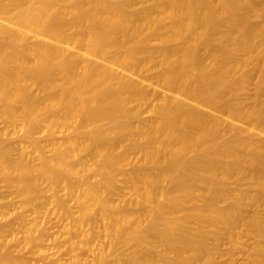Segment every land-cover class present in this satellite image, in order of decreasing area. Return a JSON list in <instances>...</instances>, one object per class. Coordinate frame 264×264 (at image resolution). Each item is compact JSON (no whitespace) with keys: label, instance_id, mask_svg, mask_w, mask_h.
<instances>
[{"label":"bare ground","instance_id":"obj_1","mask_svg":"<svg viewBox=\"0 0 264 264\" xmlns=\"http://www.w3.org/2000/svg\"><path fill=\"white\" fill-rule=\"evenodd\" d=\"M0 116L2 179L26 202L47 182L90 264H221L247 236L224 264H264V0H0Z\"/></svg>","mask_w":264,"mask_h":264},{"label":"rangeland","instance_id":"obj_2","mask_svg":"<svg viewBox=\"0 0 264 264\" xmlns=\"http://www.w3.org/2000/svg\"><path fill=\"white\" fill-rule=\"evenodd\" d=\"M255 20H256V18H254L253 21H255ZM256 21H258V19ZM112 52L113 51H111V53ZM203 55H204V53H203ZM135 76H137V75H134V77ZM138 77L140 79H142L144 77V74H141ZM156 88H157V93L160 96L167 94V92L163 91V89H161L159 87H156ZM146 116L148 117L147 112L143 113V115L140 117L146 118ZM39 129L40 130L37 134H35V137L41 143H45L47 141V135L42 132L41 128H39ZM65 132H66V134L68 133L67 131H64L62 133L60 132L61 135H60V133H57L55 136H57V137L59 135H60V137L66 136ZM18 134H19V128L16 125H10L8 122H6L0 116V142H2L4 144H7V143L12 144V150L10 151V154L13 158L18 157L16 155H19V151L21 150V146H22L20 141H19ZM45 136H46V138H45ZM45 150H46V152H45L46 155H50L48 148H46ZM34 155L35 154H32V157L30 156V158H32L31 162L34 165L38 166V164L40 163V159L37 155H35V156ZM36 157H38L39 160H37ZM89 158H90L89 155H85V157H84V159H86V160ZM33 160H35V162ZM36 162H38V163L36 164ZM124 168L125 169L129 168V166L124 167ZM1 176H0V244H1L0 246H2V247L4 245L6 246L7 245L6 239L10 238V240L9 239L7 240V243L9 241L10 242L9 246H11V247H9V246L8 247L4 246L3 248L0 247V250H3V252H1L0 254H4L8 250L11 253V254L10 253L9 254L14 259L16 258V260H20V259L26 260V262L28 261V263H30V264H37L38 263L39 257H37V255L34 254V251L36 249L42 250L44 253L45 259L43 260L44 261L43 264H71V263L72 264H82V263L90 264V263H92L93 260H95V257L98 255L97 252H99V250H98L99 245L97 242L98 240H93V242L95 241L94 243L91 241L92 243H90V245L79 244V246H80V247H78L79 252H77L78 250H71L72 243H74V242L78 243L79 242V240H80V237H78L79 234L76 232L75 235L76 234H78V235L77 236L73 235L75 231L71 227H70V233L66 232L67 228L69 227V224L71 225V220H70V218L65 219L60 215L61 211H59L57 205H55V203H53V201L51 200L52 196H53L52 194H54V193L52 190H49L47 182L46 183L42 182L40 187H39L41 192H36V195H35V193H33V194L31 193L32 195L31 194L29 195L28 200L26 202V201H24L23 198H21V197L19 198L18 197L19 195H16V191H17L16 188L17 187H16L15 183L14 182L13 183L5 182V180L2 179L3 176L2 177ZM122 178H123L122 176H119L120 181H122ZM42 189H44V190L42 191ZM17 194H18V192H17ZM56 194H59V196L63 195V198H65V200L67 202L66 209L69 212H71V214L73 213V215H71L73 217L74 212L77 211L76 210L77 209L76 202L72 198H70L67 195V193L65 192V190L62 188H58ZM32 197H34V198H32ZM30 198L33 199L32 202H31ZM47 198H50V200L47 201L46 200ZM21 201L23 202L22 205H21ZM50 202L53 205H51ZM24 204H26V205L28 204V205L26 206ZM40 206H41V208L44 207L46 210L44 208L40 209ZM68 207H70L69 208L70 210L68 209ZM36 210H37V212L39 210L40 215H38ZM42 212H43V214H42ZM45 212H46V214H45ZM58 217H60V219ZM24 220H27L28 223H29V221L32 222V228H34V230L31 229V226L30 225L28 226V223L24 222ZM18 222H20V223L17 226L16 224ZM29 224H31V223H29ZM20 225H22V226H20ZM37 226L39 229L41 228L40 231L37 230ZM21 227H23L24 232H27V230H30L33 237H36L35 235H37L38 240L35 241L36 243L35 242L27 243V244L23 243V242H26V238H24V240H22V239H23V237H27V235H26L27 233H24L22 231ZM35 230L38 232H36ZM236 231H238V230H236ZM38 233L41 235H38ZM67 234L69 235L68 237L70 238V240H68L69 238L67 237ZM70 234H72L76 240H73V236H70ZM40 238H41V240H39ZM65 238L66 239L68 238V239L66 240ZM18 239L20 240L19 241L20 244L16 243V242H18ZM4 241H5V243H4ZM238 242H239L240 246L239 245L236 246V244L232 243L228 238H223L218 243L217 242L213 243L214 246L218 248V261L221 264H224L226 261H228L230 257L234 258L235 261H237V262H244L248 258H250L251 255L254 254V252H256L254 250V246L256 244V239L254 237H252V236L242 237L238 240ZM95 243H96V245H95ZM16 244H18V246ZM24 244H26V246H24ZM81 245L85 246V249L83 246H82V248H83L82 249ZM232 245H234V246H233V249L230 251L229 249H230V246H232ZM86 246H88V248H86ZM22 247H26V248H22ZM66 247H68V248H66ZM87 249L90 250L91 252L87 251ZM125 252H126V247H123L121 245L117 247V253L118 254H122ZM78 254L79 255L81 254V257ZM94 255H95V257H94ZM77 256L80 258H76ZM81 258H83V259H81ZM84 259H86V260H84ZM78 260L80 263H78ZM81 260H83L85 262H83Z\"/></svg>","mask_w":264,"mask_h":264}]
</instances>
